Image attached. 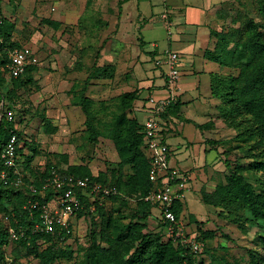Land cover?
Listing matches in <instances>:
<instances>
[{"label":"rangeland","instance_id":"374dc122","mask_svg":"<svg viewBox=\"0 0 264 264\" xmlns=\"http://www.w3.org/2000/svg\"><path fill=\"white\" fill-rule=\"evenodd\" d=\"M125 1L0 0V15L12 20L15 25L12 39L35 49L40 60L33 73V81L20 88L15 99L21 111V117L18 113L19 127L29 142L28 146L31 143L37 150L33 161L37 168L42 169L50 159L57 164L60 160V166L64 168L69 164H86L94 174L117 166L120 158L111 129L116 128L118 120L115 119L121 114L119 96L126 92L134 91L136 94L132 107L126 109V116L144 120V108L150 95L144 84L151 80V71L155 73L159 69L154 57H150L147 51L153 49V37L163 42L162 36L167 35V31H156L148 36L146 31L151 25L161 24L160 21L147 22L152 15L159 14V10L153 9L148 0H130L124 5ZM140 12L148 18L146 23L144 16H139ZM47 20L60 25L49 24ZM106 39L110 42L98 58L97 48ZM98 62L108 65L112 74L97 75L94 68ZM161 66L167 71V65ZM225 70L226 74L237 75L239 72L232 68ZM85 82L88 83L86 94L94 100L92 108L99 131L96 143L88 139L87 117L83 108L71 103V88L76 85L79 89ZM3 83L4 90L12 86L9 76ZM213 97L216 103L203 128L207 135L206 147L211 151L208 155L211 163L205 166L204 179L199 180L197 190L187 192L182 200L180 220L189 238L193 239L200 229L214 233L197 255L199 264H249L251 252L258 254L264 264L263 225L234 221L232 216L227 215V210L206 204L201 199V190L214 187L220 174L226 170L227 162L235 167L254 158H264L263 139L253 133L255 123H252V116L227 113L230 108V104L226 103L228 98L221 100ZM44 114L54 118L57 125L54 132L44 130ZM173 126L178 130L175 124ZM186 128L193 132L192 127ZM60 154L66 155L67 162L58 158ZM174 156L177 157L176 154ZM170 165L179 166L178 157L170 160ZM243 173L256 186L257 177L264 182L262 170H245ZM211 175L213 179L209 177ZM120 193L124 200L121 202V198L115 197L107 199L106 210L126 216L122 220L128 222L137 212L141 214L139 197L128 191ZM20 202L23 208L31 209L30 200ZM12 207L11 203H0L1 224H9L8 210ZM159 216L160 210L153 208L148 217L149 229L159 232L163 240H173L172 234L163 228ZM99 222V215L91 220L75 217L72 235L63 242V246L74 250V255L70 259H60L57 264H79L88 234L98 228ZM13 246L6 252L10 264H38V259L27 256L22 249L14 252Z\"/></svg>","mask_w":264,"mask_h":264},{"label":"trees","instance_id":"16d2710c","mask_svg":"<svg viewBox=\"0 0 264 264\" xmlns=\"http://www.w3.org/2000/svg\"><path fill=\"white\" fill-rule=\"evenodd\" d=\"M217 15L223 21V25L220 30H211V35L215 38V47L207 50V56L222 67L237 69L239 72L237 75L213 73L211 92L221 100L228 98L229 102L226 103L230 104V108L227 113L250 114L253 118L252 123H255L253 133L256 137L259 136V139H263L264 145V0H227L218 9ZM48 23L60 25L55 21ZM14 28L12 20L0 15V107L16 108L21 117L20 107L15 101L17 92L33 81V73L39 64H28L24 73L18 77L10 75L6 67L9 52L14 47L25 45L12 39ZM109 42L110 40L106 39L97 48L98 58L106 50ZM94 70L97 75L112 74V69L108 65H101L99 62ZM6 76L10 77L12 86L4 90L3 82ZM75 86L70 91L73 94L71 103L83 108L87 117L85 125L88 139L96 143L99 131L92 108L94 100L86 94L88 83H83L79 89ZM135 98L134 91L119 96L121 114L115 119L117 122L114 120L116 128L111 129V137L120 161L117 166L109 167L97 174H94L86 164H69L64 168L60 166V160L57 164L53 159H50L42 169L37 168L33 164L37 155L36 148L31 143L28 146L29 142L21 129L16 131L18 140L24 142L23 146L18 147L19 155L22 157L20 164L23 176L19 185L14 182L6 184L0 179V203H11L13 206L12 209H7L10 214L9 224L0 223L2 264H10L6 252L13 245L14 252L22 249L27 256L38 259V264H57L60 259L73 257L74 250L63 246V242L71 237V230L63 229L53 233L36 231L34 225L39 221L40 211L31 207L23 208L20 202V200L46 202L54 195V189H49L44 195L31 190V186L40 187L43 184L51 175L52 167L63 175L89 177L91 185L99 182L104 186L117 188L115 193L108 195L93 191L91 185L87 189L76 188L82 204L77 217H88L91 220L99 215L100 218L98 228L95 227L88 234L79 264H199L197 260L199 253L193 252L180 238L163 240L159 232L149 229V214L153 208H158V205L144 199L145 195L154 189L155 183L149 178L150 157L143 143L142 121L137 117L126 116V109L132 107ZM175 106V103L171 104L162 116L168 120V114L173 112ZM42 120L46 132L51 133L57 129L54 118L44 114ZM204 125L205 123L197 124L201 129ZM12 130L14 123L3 114L0 119V174L6 168L1 159V152L13 133ZM26 147H29V154L24 152ZM58 158H64L67 162L65 154H60ZM245 170L264 171V158H254L235 167L227 162L226 170L220 174L214 187L212 189L204 187L201 190V199L206 204L227 210V215L232 216L234 221L263 225L261 227L264 229V182L257 177L258 188L246 178L243 173ZM8 177L10 181L16 178L12 169H8ZM209 177L213 179L212 175ZM122 191L139 197L141 214L137 212L128 222L122 220V217L126 216L112 214L106 210L107 199L115 197L121 198V202L124 200L120 193ZM182 206L183 202L179 200L172 206L178 219H181ZM160 221L165 229V223L161 218ZM11 228L18 234L16 238L12 237ZM213 234L210 230L200 229V233L195 237L205 244ZM260 258L258 254L251 252L249 264H263Z\"/></svg>","mask_w":264,"mask_h":264},{"label":"built area","instance_id":"2783aa9c","mask_svg":"<svg viewBox=\"0 0 264 264\" xmlns=\"http://www.w3.org/2000/svg\"><path fill=\"white\" fill-rule=\"evenodd\" d=\"M164 17L167 18L166 13ZM166 24L170 32L171 24L169 21ZM39 63L37 51L30 46L23 45L10 50L6 67L11 76L18 77L24 73L28 64ZM155 64L158 66L167 65L166 87L168 94L161 98L150 94L147 100L148 115L142 122L143 143L150 157L149 178L155 183V187L145 195L144 199L158 205L159 217L165 223L166 231L172 234L173 238H180L181 242L189 245L193 252L200 253L203 250L204 242L196 239L195 236L193 239L186 236L183 222L177 218L172 209L176 201H182L185 198V192L190 186L191 174L186 170L170 165L171 151L165 141V131L169 122L162 116V113L175 103L179 96L180 54L167 49L155 60ZM3 114L10 122L14 123V130H12L13 133L1 152V159L6 168L1 171L0 179L6 184L14 182L19 185L22 182L23 173L20 164L22 157L19 155L18 147L23 146L24 142L18 140L16 132L20 129L18 111L16 108L0 107V119ZM24 152L25 154L29 153V149L26 147ZM8 169H12L16 175L12 181L9 180ZM90 185L89 177L63 175L55 167H52L51 175L40 187L31 186L32 192L42 195L49 189L55 190L54 195L46 202L30 201V207L40 211L39 221L35 223L34 229L42 233H53L63 229L72 231L73 222L82 206L76 188L87 189ZM91 187L93 191L102 192L103 195L116 192V188L104 186L99 182L93 183ZM10 232L12 237L18 236L13 228L10 229ZM0 264H2L1 260Z\"/></svg>","mask_w":264,"mask_h":264},{"label":"crops","instance_id":"0c3cea01","mask_svg":"<svg viewBox=\"0 0 264 264\" xmlns=\"http://www.w3.org/2000/svg\"><path fill=\"white\" fill-rule=\"evenodd\" d=\"M128 1L130 0L125 1L124 5ZM148 1L149 5L159 10L160 13L152 15L148 21L143 12H140L139 16H144L145 23L146 21L148 23L160 21L161 24L151 25L146 34L152 36L156 31H167V35L162 36L164 37L163 42L156 39L158 37H153L151 42L153 49L147 51L149 56H153L156 60L167 49L180 54L179 96L173 112L168 114L169 124L165 131V141L171 151L170 160L173 161L178 157L180 161L179 166H171L181 168L191 174L190 186L185 192L186 196L187 192L197 190L199 180L204 179L205 166L211 163V159L208 158L211 151L205 143L207 135L197 124H203L210 119L216 103L211 92L212 74L226 71L225 67L208 58L207 50L215 47V38L211 35V30L221 29L223 21L219 19L217 11L227 0ZM165 13L167 18L164 17ZM167 21L171 24L170 32ZM142 41L145 43L143 37ZM157 66L158 72L151 71L152 78L144 86L148 89L147 94L161 98L168 94L166 70L161 69L162 66ZM144 112H146V118L147 106ZM173 124L178 127V130ZM186 127H192L190 129H193V132L187 130ZM175 154L177 157L174 156Z\"/></svg>","mask_w":264,"mask_h":264}]
</instances>
